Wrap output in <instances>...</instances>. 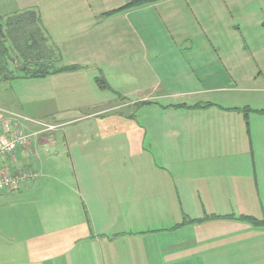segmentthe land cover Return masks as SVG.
Instances as JSON below:
<instances>
[{"label": "crops", "instance_id": "1", "mask_svg": "<svg viewBox=\"0 0 264 264\" xmlns=\"http://www.w3.org/2000/svg\"><path fill=\"white\" fill-rule=\"evenodd\" d=\"M47 1L51 0H41L44 11ZM81 1L86 6L74 17V50L69 56L71 61L64 66L84 69L45 78L15 79L20 91L7 98L15 102L6 104L8 108L0 106V119L11 130L20 129L31 136L15 157L0 158V175L32 170L26 161H41V204L32 193L37 173L27 186L23 183L16 190L0 193L13 199L11 205L0 207V235L7 236L0 238L6 242L7 250H13L4 252L5 264H133L135 256L128 260L127 251L123 254L117 247L129 235L141 238L150 234L158 243L150 244V264H253L251 251L219 252L231 241L264 236V227L241 218H259L247 209L234 216L231 210L218 206L220 202L227 203L232 195L244 198L241 195L245 183L234 178L238 174L228 162H224L225 176L208 169L206 165L215 161L206 158L205 150L207 146L212 149L213 144L206 140V125L192 122L191 116L200 119L208 109L217 107L221 113L215 119L234 117L245 123L242 112L228 109L239 108L232 107L233 103H254L253 99L238 97L237 92L239 84L255 79L252 68H264V56L255 58L249 45L252 33L242 30L241 23L251 25L254 20L252 25L264 35V8L259 6L257 12L248 10L238 15L240 21L235 20L229 7L243 0H164L118 13L114 18L125 16L127 25L130 22V32L126 34L131 40L137 37L135 41L139 43L125 50H143L148 69L146 72L139 66L133 54V76L123 78L122 87L109 79L112 86L107 83L109 89H105L99 87L97 78L105 55H109L105 43L109 37L101 21H95L88 6L91 1ZM26 9L39 11L51 44L62 59L44 11L41 7L23 10ZM224 14L227 21L234 19L236 27L220 29ZM104 79L108 82L105 76ZM22 84L29 88L22 89ZM214 92L224 94V100L213 102L212 95L205 98L206 103L186 100L201 99ZM116 95L122 96L121 105ZM78 99L82 103L75 104L73 101ZM225 100L229 106H223ZM208 103L214 106L196 107ZM19 110L25 117L57 129L47 131L34 122L15 119L13 115L22 117ZM236 127L220 124L219 129L229 133L228 129ZM49 180L53 183L48 184ZM51 192L53 202L44 208L42 202ZM16 203L23 210L15 209ZM263 219L264 213L259 220ZM133 228L150 229L138 233L128 230ZM154 231H162L165 237ZM19 240L25 241L23 245ZM51 247L57 251L49 256L46 248ZM51 259L55 260L50 263Z\"/></svg>", "mask_w": 264, "mask_h": 264}, {"label": "rangeland", "instance_id": "2", "mask_svg": "<svg viewBox=\"0 0 264 264\" xmlns=\"http://www.w3.org/2000/svg\"><path fill=\"white\" fill-rule=\"evenodd\" d=\"M57 0H51L47 1L45 4V11H44V3H41V0H0V18H5L2 20V22L5 24L6 18L8 16L15 14L14 12L23 10L28 7H37L44 11L43 17L45 18L46 22H48L51 25V33L53 35V39L56 42V44L60 47L62 52V59L60 53L58 54L59 62L62 63L61 65L64 66L65 62L67 60H70V55L73 54L74 50V44L75 42L72 40V35L75 33V30H73L74 23L77 22V19L74 18L75 15H77L81 9H84L86 4L84 1L81 0H59V3L56 4ZM91 1V4H88V6L93 11V16L96 18L95 21H101V27L103 31H106L109 37V41L105 42L106 47L108 48V54L105 55V64L102 66L101 70L99 72L98 77H106L107 83H110L109 79H113L117 81L118 83H112L115 84L118 87H122L123 85V78L126 76L132 77L135 71L133 61L131 58L132 55H136L138 57V65L141 66L146 72L148 69L146 62L144 60V54L145 52L143 50H138L135 53H129V49H131L133 46H139V43L135 41L137 37H133L132 40L130 37L126 34L130 32V22L129 25H127L126 22L128 20L125 18V16H121L122 18H114L118 14H113L111 16H107V13L111 11H115L114 8L122 7L123 4H126L128 2H131L132 0H89ZM164 1V0H163ZM240 1V0H238ZM162 2V1H161ZM226 2H232V0H226ZM242 4H230L229 7L232 11H234L233 16L235 17V20H241L237 18L238 15H242L247 13L246 11H256L260 7L264 8V0H243L241 2ZM154 5V4H153ZM150 6V5H148ZM146 7V6H145ZM143 8V7H142ZM102 9V11H100ZM139 9V8H138ZM41 10V11H42ZM135 10V9H133ZM224 10V9H223ZM225 11V10H224ZM226 12V11H225ZM227 13V12H226ZM81 14V12H80ZM234 20V19H233ZM227 21L225 18V14L223 17V22L220 27L221 30H229L233 29V27H236V22ZM254 20H251V25L241 23L242 30H248L251 31L252 36L251 40L249 41V45L251 46V51L255 55V58L264 56V35L259 34L257 31V26L252 25ZM259 28V27H258ZM262 28L263 24H262ZM259 28V31L260 29ZM96 29V27H95ZM129 34V33H128ZM223 43H225V39L222 40ZM70 46H73V48H70ZM128 47V51L125 50V48ZM62 49L64 51H62ZM72 49V51H71ZM68 59H67V57ZM143 57V58H142ZM241 58V57H240ZM228 60V59H227ZM123 65V66H122ZM76 66V65H75ZM80 67L76 71H81L84 69L82 66H76ZM247 73L249 71H246ZM252 75H254V80L249 82L248 84H239L240 90L237 92L238 97L247 98L249 101L253 99V104L243 105L241 102L233 103L232 107H239L240 109H250L253 111H249L248 119H245V123H241L237 121L236 118L232 117L231 119H225L221 120L216 117L217 113H221V110L217 109V107H212L211 109H208L206 112H204L200 119H196L191 116L192 122L198 121L201 125H206V140L211 142L213 144L212 149H209V147H206V153L205 156L207 159H211L215 162H213L211 165H206L208 169H211L212 172L215 175H222L225 176L227 174V167L224 162H228L229 166H231L232 171L236 172L238 176H234V178L240 179V181H243L245 183L244 187V198L238 196H231L228 199V202H220L218 204L221 205L223 209L231 210V213L235 214L234 216H239L241 213L240 210L247 209L246 212H253V214L259 218L263 217V207H264V68L258 66L257 68H252ZM22 81V80H19ZM112 84L110 86H112ZM22 89H28L29 87L25 84H22ZM96 85V84H95ZM98 87V85H97ZM100 87V86H99ZM128 87V85H127ZM112 88V87H111ZM243 88L246 89V91H243ZM113 89V88H112ZM114 90V89H113ZM253 90V91H250ZM20 91V86L18 84H15L14 81H12L10 84H1L0 85V106H5L6 104L13 103L15 101H7V98L12 97L16 94H18ZM115 92V91H114ZM118 93V92H117ZM122 95L121 93H118ZM116 95L117 104L121 105L123 102L122 96ZM215 96L212 97L213 102L216 99L224 100L223 95L219 92H214L213 94H206L202 95L201 99H194L193 97H188L186 100L188 102H203L206 103V99L209 96ZM227 98V97H226ZM124 101L128 102V98L125 97ZM162 101V100H160ZM75 104L82 103L81 100H75L73 101ZM163 104V103H162ZM225 105L223 106H229V102L225 100ZM236 104V105H234ZM215 106H217L215 104ZM258 108V109H257ZM234 109V108H232ZM17 111V108H15ZM132 109H129L131 111ZM257 110L260 112H257ZM229 112V111H227ZM230 112H236V111H230ZM22 117L30 123L35 122L36 120L30 119L28 117H25L23 115L24 113L21 112V110L18 111ZM27 114L29 112L27 111ZM243 117L245 118L244 113L242 112ZM241 118L242 116L239 115ZM215 119V121H214ZM64 120V119H63ZM213 121V124H210V122ZM248 121V124H247ZM49 122H51L49 120ZM54 124H57V122H54ZM220 124L223 125H229V124H235L236 128H230L228 129L230 132L227 133V130L225 132L220 131ZM12 131H14L12 129ZM27 132V131H26ZM226 146L227 149L224 148ZM224 149V150H223ZM245 151V155H243ZM16 154V153H15ZM8 157H15V155H9ZM236 159L239 160V162H236ZM27 165H31L32 171L37 173L39 175L38 181L33 182L34 188L32 189V193H35L34 200L40 201L41 204V161L39 159L33 158L31 160L26 161ZM21 171L19 173L27 172ZM257 172L260 174L257 175ZM19 173L15 175H19ZM14 175V174H11ZM221 177V176H220ZM230 177V176H229ZM24 183V184H23ZM23 186H25L26 182H23ZM51 180L48 181V184H51ZM27 186V185H26ZM240 186V182H239ZM20 185L17 187L19 188ZM222 188V187H221ZM223 189V188H222ZM8 190V189H7ZM241 190V186L239 187V192ZM6 191V190H5ZM9 191H11L9 189ZM230 193L234 192V189L229 191ZM1 193V192H0ZM5 194V192H4ZM2 194V195H4ZM240 195V193H239ZM9 196V194H8ZM248 196H252L251 200L246 199ZM9 198V199H8ZM54 199V194L49 193L48 197L42 202L43 207L46 208L50 204H52ZM13 199H10V197H3L0 196V207L2 204H8L11 205V201ZM16 200V199H15ZM236 207L234 208V206ZM15 206V209L17 210H23V208H20L21 205L19 203L13 204ZM41 209V207H40ZM44 212V211H43ZM1 213V212H0ZM46 215L47 213L44 212ZM39 216L42 217V213H39ZM258 218V219H259ZM43 219V218H42ZM154 223V222H153ZM152 223V226L154 225ZM128 226V225H125ZM150 228H144V229H128L133 233H138L140 230H149ZM153 230V229H151ZM157 232L159 236L165 237L164 233L162 231H154ZM153 233V232H152ZM4 237H7L4 233H2ZM0 235V237L2 236ZM154 236H147L143 235L141 238H134L132 235H129L128 238H126L121 244V247L118 246L117 249L122 251L123 254H129V256H125L128 260H131V255H134L136 260L133 258V264H150L149 259V253H150V244H158L154 242L153 240ZM50 240H43V242H49ZM164 241V240H163ZM21 245H23V240H19ZM54 245V244H52ZM6 242L3 240V238H0V264H5L4 259V252H13V250L10 251V249L7 250ZM47 251L50 253L49 256H52L54 252L57 250L54 247L46 248ZM104 249L106 247L104 246ZM245 251H251L254 254L253 264H264V236H255L250 240H244L241 242L237 241H231L226 246L221 248L219 252L221 254H231V253H243ZM111 252V248H110ZM55 260L51 259L50 263ZM22 261L21 259L18 260ZM17 262V263H18Z\"/></svg>", "mask_w": 264, "mask_h": 264}, {"label": "trees", "instance_id": "3", "mask_svg": "<svg viewBox=\"0 0 264 264\" xmlns=\"http://www.w3.org/2000/svg\"><path fill=\"white\" fill-rule=\"evenodd\" d=\"M161 1L163 0H132L124 7L107 13V16L153 5ZM3 19L5 18L1 17L0 22ZM58 54V49L51 44L38 10L26 9L17 12L8 16L5 24L0 23V82H10L19 78H45L50 75L75 72L80 68L75 65L62 66ZM97 83L101 88L109 89L104 77H98ZM211 106H214V104L208 103L196 107L207 108ZM228 110L243 112L245 119H248L249 111H253L246 108ZM30 171L32 170L27 172ZM23 173H19V175ZM22 183H19L17 187ZM26 183H29V181ZM17 187L10 190H16ZM241 218L256 227H264V219Z\"/></svg>", "mask_w": 264, "mask_h": 264}, {"label": "built area", "instance_id": "4", "mask_svg": "<svg viewBox=\"0 0 264 264\" xmlns=\"http://www.w3.org/2000/svg\"><path fill=\"white\" fill-rule=\"evenodd\" d=\"M15 119H24L21 116L13 115ZM40 127H44L47 131H55L56 126L43 121L34 122ZM31 136L25 134L22 130L12 131L9 124L0 119V158L3 156L15 155L19 147L26 146L29 143ZM35 177V172L30 171L18 176H13L8 173L0 175V192L14 189L21 182L31 181Z\"/></svg>", "mask_w": 264, "mask_h": 264}]
</instances>
